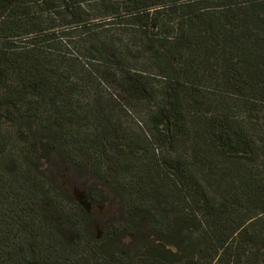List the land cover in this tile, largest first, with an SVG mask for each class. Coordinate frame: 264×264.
I'll use <instances>...</instances> for the list:
<instances>
[{
	"label": "trees",
	"instance_id": "16d2710c",
	"mask_svg": "<svg viewBox=\"0 0 264 264\" xmlns=\"http://www.w3.org/2000/svg\"><path fill=\"white\" fill-rule=\"evenodd\" d=\"M0 264H264V0H0Z\"/></svg>",
	"mask_w": 264,
	"mask_h": 264
},
{
	"label": "rangeland",
	"instance_id": "374dc122",
	"mask_svg": "<svg viewBox=\"0 0 264 264\" xmlns=\"http://www.w3.org/2000/svg\"><path fill=\"white\" fill-rule=\"evenodd\" d=\"M48 169L59 184L70 190L69 195L76 202L88 203L91 197L96 198L97 191L101 192L105 200L92 208V222L103 225L121 217L120 210L123 207L121 194L115 189L104 190L102 183L87 169L68 164L59 154H54L47 159V173Z\"/></svg>",
	"mask_w": 264,
	"mask_h": 264
}]
</instances>
